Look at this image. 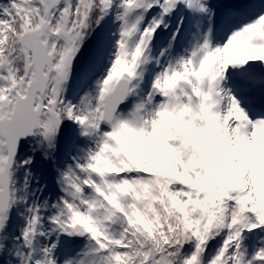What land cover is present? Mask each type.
Listing matches in <instances>:
<instances>
[{
    "label": "snow or ice",
    "instance_id": "1",
    "mask_svg": "<svg viewBox=\"0 0 264 264\" xmlns=\"http://www.w3.org/2000/svg\"><path fill=\"white\" fill-rule=\"evenodd\" d=\"M0 264H264V0H0Z\"/></svg>",
    "mask_w": 264,
    "mask_h": 264
}]
</instances>
